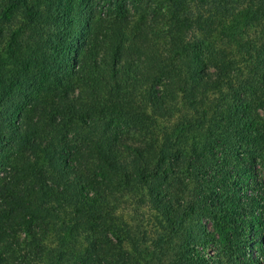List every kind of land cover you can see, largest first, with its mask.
Instances as JSON below:
<instances>
[{"label":"trees","instance_id":"trees-1","mask_svg":"<svg viewBox=\"0 0 264 264\" xmlns=\"http://www.w3.org/2000/svg\"><path fill=\"white\" fill-rule=\"evenodd\" d=\"M0 264H264V0H0Z\"/></svg>","mask_w":264,"mask_h":264},{"label":"rangeland","instance_id":"rangeland-1","mask_svg":"<svg viewBox=\"0 0 264 264\" xmlns=\"http://www.w3.org/2000/svg\"><path fill=\"white\" fill-rule=\"evenodd\" d=\"M217 21L218 20H216V22ZM216 22H215V24H216ZM216 26L218 27V24H216ZM223 28H224V25H222L221 27H218L217 29L219 31H221ZM221 38L222 37H220V38L215 37V39H217V41H220ZM231 52H232V46H231ZM25 80H26V82H28V78H25ZM180 109L182 110V113H183L184 111L186 112L187 108L181 107ZM178 119H179V114H177V116L174 117L170 122H167V121L162 120V119H159L157 121H159L158 122L159 126L164 128L166 126H170V125L174 124L175 122H177ZM130 197H131L130 195H126L124 197V199H125L124 201H126V202H124V205L122 206V210H121V213H123V216H124V220L128 221L132 224H137V223H139V221L145 222V220L147 219L146 215L148 214V208L146 206L144 207V206H140L136 203H133L132 199H131L132 197L131 198ZM53 235H55V234H53ZM21 238L24 239V236L21 235ZM74 241L77 242V244H76L77 250L78 249L84 250V248H86V246H84L85 243H83V239L75 238ZM56 248H57V241H54V236H53L52 238H50L49 249H48V252L51 251L50 252L51 254L50 255L48 254V256L44 254L43 259L47 258V261H48L49 258L51 259L53 256H55V254H57ZM53 250H55V251H53Z\"/></svg>","mask_w":264,"mask_h":264}]
</instances>
